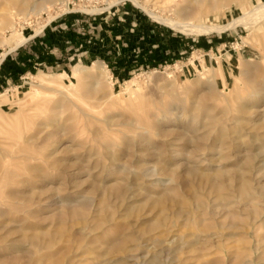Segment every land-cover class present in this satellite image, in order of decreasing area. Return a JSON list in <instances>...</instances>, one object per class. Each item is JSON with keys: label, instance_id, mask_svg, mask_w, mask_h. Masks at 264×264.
Listing matches in <instances>:
<instances>
[{"label": "rangeland", "instance_id": "rangeland-1", "mask_svg": "<svg viewBox=\"0 0 264 264\" xmlns=\"http://www.w3.org/2000/svg\"><path fill=\"white\" fill-rule=\"evenodd\" d=\"M36 1L40 0H28L25 6L21 1L0 0V19H6L0 20V144H12L10 136L19 132L31 136L38 123L47 121L50 131L44 130L28 143L29 148L47 155L59 138L68 145L47 161L22 165L16 160L10 170L18 174L7 186L0 184L4 187L0 198L18 205L14 213L0 212V264H107V248L122 237L127 239L124 251L110 256L129 257L123 264H231L237 255L242 264H264V98L253 94L260 92L264 97V19L257 24L255 36L243 23L235 31L184 33L153 12L174 17V10L185 0H141L151 10L131 0H70L68 9L67 2L56 0L46 2L38 14L30 13ZM241 2L232 0L206 13L203 20L231 22L243 14ZM244 2L251 7L264 0ZM50 15L53 19L44 30L52 25L57 33L66 31L67 38L46 41L42 30L26 41ZM11 24H16V30ZM108 32L119 36L115 42L108 41ZM149 37L156 38L153 42L169 39L164 45L170 47L180 40L203 47L139 65L138 57H120L113 50L118 45L132 50L130 38ZM8 38V43H1ZM42 81L51 83L46 98L29 91L39 88ZM92 83L96 87L89 92ZM63 87L74 92L76 104L91 117L75 106L59 107L63 104L55 93ZM229 107L233 111L226 113ZM168 115L191 120L195 132L184 136L176 129L166 137L153 127L151 148H126L127 136L139 141L146 134L141 128L145 122L155 125ZM237 118H241L238 124ZM163 124L176 128L178 121ZM191 136L203 138L189 143ZM199 155L207 159L200 161ZM194 161L198 170L188 175L186 170ZM5 162L0 154V166ZM244 181L255 195H240ZM112 184L131 189L121 199L106 190ZM11 189L22 194L9 199ZM157 193L167 197L164 206H154L148 199ZM219 194L230 195L229 200H219ZM65 197L72 203H66ZM16 198L25 202L18 203ZM2 200L0 210H5L8 202ZM74 210L79 213L75 215ZM157 220L160 227L150 230L149 225ZM188 241L197 242V249ZM135 243L143 244L137 250ZM154 254L162 261H156Z\"/></svg>", "mask_w": 264, "mask_h": 264}, {"label": "bare ground", "instance_id": "bare-ground-1", "mask_svg": "<svg viewBox=\"0 0 264 264\" xmlns=\"http://www.w3.org/2000/svg\"><path fill=\"white\" fill-rule=\"evenodd\" d=\"M10 1H12V2H17V1H21L25 6H27L28 5V0H10ZM53 1H56V0H40V1H36V3H34V5H32L31 6V8H30V13H34V14H38L43 8H42V6L44 7V8H46L44 5L46 4V2H49L50 4H52V2ZM60 1V0H59ZM63 1H65V2H67L65 5H66V7H67V9L69 8V3H70V0H61V3L63 2ZM122 1H124V0H122ZM132 2H134L135 4H137V5H140V6H143V8L145 7L147 10H151V9H149L148 7H147V5H145V3H144V1L142 2L141 0H131ZM158 1V0H157ZM230 1H232V0H185V3H183V4H181L179 7H178V9L177 10H174V17H172V16H167V17H164L162 14H157V13H154L153 12V15L157 18V19H159V20H161V21H163V22H165V23H167V24H169L170 26H172V27H174V28H176V29H178V30H181V31H183L184 33H188V32H194V33H197V34H201V33H204V32H211V31H217V32H222V31H224V30H226V29H228V28H233L234 29V31L235 30H237V26H238V24L239 23H243V24H245L247 27H249L250 28V30H251V32H252V34L255 36V34H257V24L259 23V22H261L263 19H264V2L263 3H260V4H258V5H256V6H252L251 5V7H247L246 6V2H244V0H242V2H241V8L243 9V14L240 16V17H238V18H234L233 19V21H231V22H227V23H220V24H211V23H206L204 20H203V16L206 14V13H214V12H216L218 9H221L222 7H224L227 3H229ZM64 2V3H65ZM156 4V3H155ZM50 6V5H49ZM153 11V10H152ZM29 13V12H28ZM29 13V14H30ZM152 13V12H151ZM28 14V15H29ZM193 17V18H192ZM1 19L3 20V21H5L6 19L4 18V16H2L1 17ZM0 19V20H1ZM53 19V17L50 15V18H49V21L46 23V24H44L41 28H40V30H38L37 32H35L34 34H32L30 37H27L26 38V41L27 40H29L31 37H33V36H35V35H37L40 31H42L43 30V28L51 21ZM192 19H198V20H196V21H192ZM12 25V24H11ZM13 26V29L14 30H16V24H13L12 25ZM16 32V31H15ZM13 35V34H12ZM23 36V35H22ZM9 39L10 38H8L7 40H4L3 42H1V43H3V44H6V43H8V41H9ZM12 39V38H11ZM23 42H25V40L23 41ZM23 42H22V44H23ZM22 44H19V45H17V46H15V47H12L11 49L12 50H14V49H16L17 47H19L20 45H22ZM208 56H213V54H208ZM99 68L102 70V68H104L103 66H99ZM248 72V71H247ZM90 75H92V74H90ZM93 79V78H92ZM97 82L99 83V81L97 80ZM101 82V81H100ZM97 83V84H98ZM51 83L49 82V83H47V82H44V81H42V83L40 84V87L39 88H36V89H33V88H35V87H33L31 90H29V91H32V92H34V96L36 97V96H39V95H42V94H44L45 95V97H43V98H46V95L47 94H49L50 95V89H49V87H48V85H50ZM94 83H92V88L91 89H89V92H91L92 90H93V86H95L96 87V85H93ZM96 84V83H95ZM216 84V83H215ZM100 85V84H99ZM39 86V85H38ZM89 87V86H88ZM98 88H99V86H97ZM100 87H101V85H100ZM215 87V86H214ZM212 88V87H211ZM100 89V88H99ZM215 89V88H214ZM57 90H59V89H57ZM94 90H95V88H94ZM239 92V90H237V94H239L238 93ZM58 93V92H57ZM208 93V92H207ZM219 93H220V90H219ZM223 94H225V93H223ZM253 94H255V95H257L260 99L262 98H264L261 94H260V92H256V93H253ZM55 95L57 96V98L59 99V102L61 103V104H63V105H60L59 104V107H64L65 106V104H68V105H70V106H75V107H77L79 110H80V112L83 114V115H85V116H90L89 115V113L86 111V110H83L80 106H78V104H76V100H75V94H74V92H70V91H68V90H66L64 87L61 89V90H59V93L58 94H56L55 93ZM249 95H251V94H249ZM2 96V95H1ZM33 96V97H34ZM52 96V95H51ZM217 96V95H216ZM224 96V95H223ZM225 96H227L226 94H225ZM238 96H241V95H238ZM243 96V95H242ZM48 97V96H47ZM50 97V96H49ZM210 97V96H209ZM246 97H247V95H246ZM251 97V96H250ZM252 97H254V96H252ZM39 98V97H38ZM37 98V100L39 101V99ZM247 98H249V97H247ZM34 99V98H33ZM226 99V98H225ZM250 99V98H249ZM255 99V98H254ZM35 100H36V98H35ZM243 100H246V99H243ZM248 100V99H247ZM251 100H252V98H251ZM44 101V100H43ZM253 101V100H252ZM198 102V101H197ZM245 102V101H244ZM255 102V101H254ZM262 102V101H261ZM246 103V102H245ZM250 103H252L251 101H250ZM257 103V102H256ZM44 104V103H43ZM42 104V105H43ZM58 104V103H57ZM240 104V103H239ZM243 105H244V103H243ZM242 105V106H243ZM84 106V105H83ZM87 107V106H86ZM85 107V108H86ZM240 107H241V105H240ZM244 107H245V105H244ZM19 108V107H18ZM42 108V107H41ZM20 109V108H19ZM89 109V108H88ZM249 109V108H248ZM248 109H247V111H248ZM23 110V109H22ZM71 110V109H70ZM90 110V109H89ZM241 110H243V108L241 109ZM240 110V111H241ZM26 111V110H25ZM233 111V109L231 108V107H229V109H227V111H226V113H231ZM246 111V112H247ZM242 112V111H241ZM244 112H245V110H244ZM140 113V112H139ZM250 113V112H249ZM36 114V113H35ZM58 114V113H57ZM92 114V113H91ZM142 114V113H141ZM254 114V113H253ZM31 115V114H30ZM42 115V114H41ZM61 115H63L62 113H61ZM139 115V114H138ZM220 115V114H219ZM142 116H144V115H142ZM91 117V116H90ZM261 117V116H260ZM25 118V117H24ZM31 118H32V116H31ZM42 118V117H41ZM59 118V117H58ZM87 118V117H86ZM143 118H147V115H146V117L144 116ZM143 118H142V120H143ZM153 118V117H152ZM44 119V118H43ZM90 119V118H89ZM88 119V120H89ZM92 119V118H91ZM90 119V120H91ZM98 119V118H97ZM32 120V119H31ZM59 120V119H58ZM236 121H237V124H238V122L239 121H241V118H240V120L237 118V119H235ZM18 121V120H17ZM95 121V120H94ZM175 121H178V125L176 126V128H175V126H171V127H173V128H169V127H167V125H164L163 124V122H175ZM58 122V121H57ZM61 122V121H60ZM143 122V121H142ZM153 122V121H152ZM152 122H145V124L141 127V128H143L144 130H146V134H143L142 136H141V138H140V140L138 141V139H137V141L134 139V138H131L130 136H127V139H126V142H125V146H126V148L127 149H132V147H135L136 145H147V146H149L150 147V145L153 143L152 142V140H151V137H150V132H153L152 130H153V127H156V129H157V131H158V134L159 135H162V136H168L170 133H171V131L173 130V131H176V129L177 130H179V134H181V135H186L187 136V133H189V132H191V133H193V132H195V129H193L192 127H191V120H180L179 118H174V117H172L171 115H168V116H163L161 119H159L158 121H157V123L155 124V125H152L151 123ZM56 122L54 121V125H57V123L55 124ZM255 123V122H254ZM106 124H108V122L106 123ZM177 124V123H176ZM236 124V123H235ZM236 124V125H237ZM240 124H242V122L240 123ZM239 124V125H240ZM109 125V124H108ZM234 125V124H233ZM17 126V125H16ZM49 126H50V122H47V121H42V122H40V123H38L37 124V130L35 131V133L34 134H32L31 136H28V137H25L24 135H21V133L19 132L17 135H15V136H10V140H13L12 141V144H11V141H8L5 145H3V147H2V143L0 144L1 146H0V154H3V156H4V158H5V160H6V162H5V164L3 165V166H0V184H3L4 182H6V183H4L2 186H7V185H5V184H7V181L8 180H10V182H12L11 181V179H13L17 174H15V172H12V170H10V167H12L14 164H15V162H16V160H20L21 162H24L22 165H26L25 164V162H29V161H40V160H42V161H47V160H49V159H51L53 156H55V155H57L58 153H60V149H61V147H63V145H66V143L68 142V141H63V140H60V138H59V141L57 142V141H55V143L56 144H53L52 142H51V144H53L54 145V147L50 150V152H49V154H47V155H40V154H42V153H38V151L36 152V151H33L31 148H29V144H30V142L31 141H36L37 140V138H38V136H40V134L42 133V132H44V130H49L48 128H49ZM57 126H59V124L57 125ZM13 127V126H12ZM106 127H107V125H106ZM110 127V126H109ZM205 127V126H204ZM233 127H235V126H233ZM237 127V126H236ZM239 128H240V126H238ZM242 127V126H241ZM17 128V127H16ZM52 128H53V126H52ZM137 128H139V127H137ZM136 128V129H137ZM206 128V127H205ZM223 128V127H222ZM225 128V127H224ZM228 128V127H227ZM242 128H244V127H242ZM241 128V129H242ZM110 129V128H109ZM234 129H236V128H234ZM53 130H54V128H53ZM237 130H238V128H237ZM50 131V130H49ZM240 131V130H239ZM24 132V131H23ZM33 132V131H32ZM54 132V131H53ZM56 132V131H55ZM54 132V133H55ZM103 132H105V131H103ZM109 132V131H108ZM234 132H236L235 130H234ZM238 132V131H237ZM8 133V132H7ZM59 133V132H58ZM25 134V133H24ZM107 134V133H106ZM173 134V133H172ZM178 134V133H177ZM28 135V134H27ZM26 135V136H27ZM44 135V134H43ZM189 135V134H188ZM193 135V134H192ZM197 135V134H196ZM51 136H53L52 134H50L49 133V137H51ZM57 136V135H56ZM223 136H225V134L223 135ZM60 137V136H59ZM139 137V136H138ZM181 137V136H180ZM57 138V137H56ZM68 138V137H67ZM178 138V137H177ZM182 138V137H181ZM203 138V136L202 137H197V136H191L190 138H188V140H187V142H189V143H194L196 140H198V139H202ZM225 138V137H224ZM241 138V137H240ZM9 139V138H8ZM71 139V138H70ZM69 139V140H70ZM122 139H123V137H122ZM178 139H180V138H178ZM24 140V142H22ZM124 140V139H123ZM166 140V139H165ZM174 140V139H173ZM74 141V140H73ZM176 141V140H175ZM242 141V140H241ZM174 142V141H173ZM197 142V141H196ZM243 142V141H242ZM29 143V144H28ZM104 143V142H103ZM199 143V142H198ZM34 144V143H33ZM41 144H39V146H40ZM47 145V144H46ZM45 145V146H46ZM67 145H68V143H67ZM116 145V144H115ZM115 145H114V148H115ZM196 145V144H195ZM198 145V144H197ZM34 146V145H33ZM37 146V145H36ZM39 146H37V147H39ZM41 146H43V145H41ZM40 146V147H41ZM49 146H51V145H49ZM124 146V147H125ZM153 146V145H152ZM201 146V145H200ZM200 146H198V147H200ZM241 146V145H240ZM31 147V146H30ZM37 147H36V149H37ZM40 147L38 148V149H40ZM44 147V146H43ZM52 147V146H51ZM107 147V146H106ZM119 147V146H118ZM34 148V147H33ZM42 148V147H41ZM46 148V147H45ZM44 148V149H45ZM151 148V147H150ZM149 148V149H150ZM180 148V147H179ZM201 148V147H200ZM64 149V148H63ZM113 149V148H112ZM160 149V148H159ZM196 149H199V148H196ZM249 149V148H248ZM42 150V149H41ZM62 150V149H61ZM43 151V150H42ZM126 151V150H125ZM128 151V150H127ZM130 151V150H129ZM143 152V151H142ZM158 152V151H157ZM245 152V151H244ZM147 155V154H146ZM176 156V155H175ZM196 156V155H195ZM198 157H201L200 159V161H202V160H204V159H207V156H201V155H199ZM175 158V157H174ZM195 158V157H194ZM172 159V158H171ZM191 159V158H190ZM198 159V158H197ZM251 159V158H250ZM3 160V159H2ZM114 160H116L115 158H114ZM248 160H249V158H248ZM188 161V160H187ZM176 162V161H175ZM190 162V161H189ZM193 162V161H192ZM249 162V161H248ZM18 163V162H17ZM146 163V162H145ZM191 163V162H190ZM195 163V164H194ZM194 163L192 164V165H189L188 166V168H187V174L188 175H193L194 173H196V171L198 170V167L199 166H197L196 164L198 163V161H194ZM189 164V163H188ZM18 165L20 166V163H18ZM21 165V166H22ZM176 165V164H175ZM199 165V164H198ZM35 168H37V167H35ZM87 167H85V169H86ZM124 168V167H123ZM122 167H121V169H123ZM154 168H156V167H154ZM238 168V167H237ZM201 168H199V170H200ZM33 170H39L38 168L37 169H34L33 168ZM87 170V169H86ZM125 170V168L123 169V171ZM91 171V170H90ZM120 171V170H119ZM118 171V172H119ZM141 171V170H140ZM121 172V171H120ZM201 172V171H200ZM225 173V172H224ZM87 174V173H86ZM146 174H148L147 172H146ZM209 174V173H208ZM206 175V174H205ZM211 175V174H210ZM209 175V176H210ZM215 175V174H214ZM252 175V174H251ZM208 176V175H207ZM208 176V177H209ZM242 176H243V174H242ZM214 177V176H213ZM244 177H245V175H244ZM243 177V178H244ZM19 178V177H18ZM120 178V177H119ZM124 178V177H123ZM123 178H121V179H123ZM210 178V177H209ZM246 179H248L247 178V176H246ZM120 180V179H119ZM118 180V181H119ZM244 180H245V178H244ZM27 181V180H26ZM115 181V180H114ZM247 181H249V180H247ZM247 181H244V182H242V184H241V187H239L240 188V190L243 192V193H241V192H239V193H241L240 195H246V196H253V195H255V194H253V192H252V188H250L249 187V184H248V182ZM117 182V181H116ZM166 182V181H165ZM23 183H25V182H23ZM103 183V182H102ZM167 183V182H166ZM27 184V183H26ZM123 184V183H122ZM8 185H9V183H8ZM2 186H0V190H2L4 187H2ZM97 186V185H96ZM96 186H94V187H96ZM102 186V185H101ZM104 186V185H103ZM128 186V185H127ZM130 186V185H129ZM2 187V188H1ZM98 187H100V186H98ZM95 188V189H99V188ZM131 187V186H130ZM130 187H125V186H123V185H120V184H112V185H110V186H108L107 188H106V190H108L109 192H111V193H113V194H116L118 197H122L121 199H123V197H124V195H125V193L126 192H129L130 191ZM216 189V188H215ZM9 190V189H8ZM31 190H33V188L31 189ZM35 190V189H34ZM94 190V189H93ZM106 190H104V193H103V196L106 194L105 193V191ZM219 190H220V187H219ZM239 189H238V191H240ZM28 191H30V190H28ZM254 191V190H253ZM107 192V191H106ZM23 193H25V192H23ZM27 193V192H26ZM136 193V192H135ZM224 193V192H223ZM231 193V192H230ZM255 193V192H254ZM3 194V193H2ZM6 194H7V192H6ZM9 199H10V197H14V196H20V194H22V192H18L17 193V191H15V190H13V189H11L10 191H9ZM27 194H31V192L29 193H27ZM26 194V195H27ZM158 194V193H157ZM253 194V195H252ZM32 195H33V193H32ZM239 195V194H238ZM34 196V195H33ZM32 196V197H33ZM106 196V195H105ZM114 196V195H113ZM131 196V195H130ZM153 196V195H152ZM219 197V200L220 199H222L223 200V202L224 201H227V200H229L228 198L230 197V195L229 196H227V194H219L218 195ZM1 197H3V196H1ZM150 197V196H149ZM242 197H244V196H240V198H242ZM5 198V197H4ZM4 198H0L1 200L2 199H4ZM125 198V197H124ZM131 198V197H130ZM165 198H167V197H164L163 195H161V194H158L157 195V197H154L153 199L152 198H148V199H151L152 201H151V203H153V205L154 206H158V207H161V206H164L163 204L165 203L164 202V199ZM246 198V197H245ZM244 198V199H245ZM6 199V198H5ZM90 199V198H89ZM120 199V198H119ZM248 199L251 201L252 200V198H249L248 197ZM0 200V201H1ZM7 200V199H6ZM3 201V202H8V204H6V206H7V208H6V206H5V210L3 209V210H0V212L2 213V214H10V213H14L15 212V210H17V204L15 203V200L13 201V200H11V201H13V202H11L10 203V201ZM27 200V199H26ZM31 200V199H30ZM105 200V199H104ZM125 200V199H124ZM16 201L18 202V200H17V198H16ZM23 200H21V202H22ZM64 201H66V203L68 202V204H69V202L70 203H72V201L73 200H71L70 198H67V197H65V199H64ZM20 202V201H19ZM18 202V203H19ZM20 202V203H21ZM25 201H23V203H24ZM144 202V201H143ZM164 202V203H163ZM202 202V201H201ZM222 202V201H221ZM229 202V201H228ZM231 202V201H230ZM254 202H255V200H254ZM253 202V203H254ZM2 203V202H1ZM29 204V202H26V204ZM140 203V202H139ZM150 203V202H149ZM205 202L203 201V204H204ZM248 203V202H247ZM30 204H32L31 202H30ZM126 204H128V203H126ZM132 204H133V206H134V203L132 202ZM147 204V203H146ZM222 204V203H221ZM17 205V206H16ZM23 205V204H22ZM25 205V204H24ZM24 205H23V207H24ZM207 205V204H206ZM226 205V204H225ZM224 205V206H225ZM127 206V205H126ZM125 206V207H126ZM130 206H131V204H130ZM145 206V205H144ZM210 206V205H209ZM228 206V205H227ZM247 206V205H246ZM22 207V206H21ZM123 207V206H122ZM135 207V206H134ZM153 207V206H152ZM27 208V207H26ZM25 208V209H26ZM28 208H30V205H29V207ZM208 208V207H207ZM254 208V207H253ZM25 209H22V210H24L25 211ZM132 209H133V207H132ZM162 209V208H161ZM183 209H185V208H183ZM22 210H20V211H22ZM28 210V209H27ZM99 210V209H98ZM130 210V209H129ZM31 211V210H30ZM126 211V210H125ZM131 211V210H130ZM189 211V210H188ZM211 211V210H210ZM257 211V210H256ZM29 212V211H28ZM73 212H75V210L73 211ZM193 212V211H192ZM209 212V211H208ZM255 212V211H254ZM25 213V212H24ZM76 213H79V212H77V210H76V212H75V215H76ZM133 213V212H132ZM194 213V212H193ZM1 214V215H2ZM0 215V216H1ZM59 215V214H58ZM68 215V214H67ZM3 216V215H2ZM128 216V215H127ZM126 216V217H127ZM143 216V215H142ZM123 217V216H122ZM91 218V217H90ZM113 218V217H112ZM130 218V217H129ZM128 218V219H129ZM143 219H144V217H142ZM164 218V217H163ZM137 219V218H136ZM138 219H139V216H138ZM147 219V218H146ZM194 219V218H193ZM113 220H116V219H113ZM6 221V220H5ZM9 221V220H8ZM136 221V220H135ZM148 221V220H147ZM12 222V221H11ZM131 221H130V219H129V223H130ZM133 223H134V221H133ZM136 223H138L139 224V222L138 221H136ZM144 223V222H143ZM145 224H146V221H145ZM161 224V222L160 221H155L154 223H152L151 225H149L150 226V230H154V229H157V228H159L160 225ZM114 225V224H113ZM131 225H132V223H131ZM136 225V224H135ZM164 225V224H163ZM88 226V225H87ZM137 226V225H136ZM148 226V225H147ZM128 227V226H127ZM135 227V226H134ZM140 227V226H139ZM144 227H146V226H144ZM87 228V227H86ZM133 228V227H132ZM131 228V229H132ZM129 229V228H128ZM148 229V227L145 229V231L146 230H149ZM104 230V229H103ZM130 230V229H129ZM133 230V229H132ZM131 231V230H130ZM144 231V232H145ZM201 231V230H200ZM59 232V231H58ZM162 232V231H161ZM167 232V231H166ZM204 232H206V231H204ZM137 234H138V232H136ZM61 234V233H60ZM131 234H133V233H131ZM157 234V233H156ZM199 234V233H198ZM121 235H124V234H122L121 233ZM127 234L125 233V235L124 236H126ZM193 235V234H192ZM197 234H195V236H196ZM140 236V235H139ZM139 236H138V238H139ZM129 237V236H128ZM190 237H191V235H190ZM124 237H122V239H121V241H119V242H114V243H112L111 242V245L107 248V250H106V254H104V257H105V255H107V256H109V257H107V259H106V262H107V264H123V263H125V261H126V259H128V258H126V256H122V255H120V256H117V258H115V259H113L112 257H114V255L115 254H113V256H110V254H112V253H115V252H118V251H124L123 249H125V241L127 240V239H123ZM141 238H143V237H141ZM140 238V239H141ZM145 238V237H144ZM143 238V239H144ZM200 239V238H199ZM132 240V239H131ZM160 240V239H159ZM203 240V239H202ZM36 241V240H35ZM133 241H135V240H133ZM137 241V240H136ZM140 241H142V240H139V242ZM186 241V240H185ZM127 242H130L129 241V239H128V241ZM143 242V241H142ZM189 243H188V245L190 244L191 246H195L196 245V243L195 242H193V241H188ZM198 242H199V240H198ZM35 243V242H34ZM133 243V242H132ZM136 244V243H135ZM143 243H137L136 245H132L133 247H135L137 250L140 248V246L142 245ZM187 244V243H186ZM198 244V243H197ZM207 245V244H206ZM90 246V245H89ZM130 246V245H129ZM128 246V247H129ZM201 246V245H200ZM87 247V246H86ZM142 247V246H141ZM195 249H197L196 248V246L194 247ZM128 249V248H127ZM132 251V250H131ZM134 251V250H133ZM121 252V254H123ZM126 252H128V251H126ZM32 253V252H31ZM120 253V252H119ZM159 254V253H158ZM156 254H154V259L157 261L158 259H157V257L155 256ZM204 256V255H203ZM101 257H103V256H101ZM103 257V258H104ZM161 259V258H160ZM242 258H241V256L240 255H237L236 257H235V260L231 263V264H242V260H241ZM264 259V258H263ZM233 260V259H232ZM158 261H162V260H158ZM173 261V260H172ZM71 263V262H70ZM153 263V262H152ZM156 263V262H155ZM158 263H160V262H158ZM162 263V262H161ZM209 263V262H208ZM63 264V263H62ZM73 264V263H72ZM165 264V263H164ZM198 264V263H197Z\"/></svg>", "mask_w": 264, "mask_h": 264}, {"label": "crops", "instance_id": "crops-1", "mask_svg": "<svg viewBox=\"0 0 264 264\" xmlns=\"http://www.w3.org/2000/svg\"><path fill=\"white\" fill-rule=\"evenodd\" d=\"M132 20L136 22L137 17L133 16ZM131 22V20L129 21ZM64 32L66 31H59L57 33V31L55 30V27L52 25H48L46 27V30H44V38H46L48 40H53V38H58L60 41L63 40L64 38H67V36H64ZM117 36V35H116ZM114 35L110 34L108 32V41L111 40V42H115V37ZM119 37V36H117ZM135 37V36H134ZM156 38L153 37H149L148 39H131L130 38V46H134V48L132 50L127 51L125 47L120 48V46H115L113 48V50L120 55V57H122V55L124 56H129V58H137L136 61V65L139 64H145V63H158L162 60H166L169 58H172L174 55L179 54L180 52L184 51V50H191V49H200L201 47H203V45L201 44L200 46H197L196 48L194 47V45L190 44L188 41L186 40H180V41H175L176 43H171V47L169 45H164L169 43V39L167 40H157L156 42H153V40ZM70 41V40H69ZM66 42V41H65ZM127 44V43H125ZM58 49V48H55ZM55 49H50L51 51H54ZM193 50V51H194ZM134 59H130V61H132ZM128 62V61H126ZM133 62V61H132ZM128 66V64L123 65V68L126 69L125 67Z\"/></svg>", "mask_w": 264, "mask_h": 264}, {"label": "built area", "instance_id": "built-area-1", "mask_svg": "<svg viewBox=\"0 0 264 264\" xmlns=\"http://www.w3.org/2000/svg\"><path fill=\"white\" fill-rule=\"evenodd\" d=\"M45 29V27L43 28V30Z\"/></svg>", "mask_w": 264, "mask_h": 264}]
</instances>
